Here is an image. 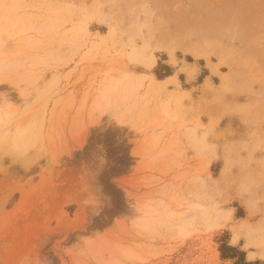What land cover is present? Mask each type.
I'll list each match as a JSON object with an SVG mask.
<instances>
[{"label":"rangeland","instance_id":"rangeland-1","mask_svg":"<svg viewBox=\"0 0 264 264\" xmlns=\"http://www.w3.org/2000/svg\"><path fill=\"white\" fill-rule=\"evenodd\" d=\"M0 43V264H264V0H0Z\"/></svg>","mask_w":264,"mask_h":264},{"label":"bare ground","instance_id":"bare-ground-1","mask_svg":"<svg viewBox=\"0 0 264 264\" xmlns=\"http://www.w3.org/2000/svg\"><path fill=\"white\" fill-rule=\"evenodd\" d=\"M101 26L107 29H113L108 15L101 18ZM6 35L10 37V34ZM202 69L206 70L208 77H212L210 68L207 66L199 68L200 71ZM32 126H34L33 123L17 126L11 134L7 131H0V155H6L10 159L19 161L22 164H28L29 159L32 158L31 156L28 158L29 151L36 149L38 145V138Z\"/></svg>","mask_w":264,"mask_h":264}]
</instances>
